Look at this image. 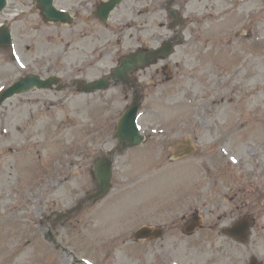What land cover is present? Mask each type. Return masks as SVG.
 <instances>
[{
    "label": "rangeland",
    "instance_id": "rangeland-1",
    "mask_svg": "<svg viewBox=\"0 0 264 264\" xmlns=\"http://www.w3.org/2000/svg\"><path fill=\"white\" fill-rule=\"evenodd\" d=\"M9 1L16 7L8 17L17 59L0 48V87L31 73L33 57H47L52 72L61 69L64 61L68 68L89 59V42L69 39L59 28L43 23L29 0ZM205 8L212 9V14L199 29L204 33L198 41L202 54L195 55L188 46L180 45L174 47L172 58L184 65L175 68L172 77L156 73V65L149 69L139 119L147 140L141 146L122 152L116 147L114 135L127 101L114 88L90 94L72 87H62L58 93L29 92L0 107V113L4 111L3 125L0 123V264H170L161 258L168 251L174 255L173 264H249L253 258L264 264V213L244 243L206 229L195 238L185 237L182 231L170 234L165 241L158 235L141 241L133 238L134 231L146 222L156 227L159 192L194 181V193L182 198L186 205H197L201 197L195 190L207 180L199 162L204 154L198 152L201 141H195L193 155L176 162L169 160V151L163 149L167 164L161 168L160 145L167 142L151 136L157 128L152 123L162 124L168 132L193 128L216 149L218 136L226 134L243 141L254 138L256 132L264 133V0H192L189 10L202 12ZM159 20L166 24L168 18L164 15ZM198 28L189 24L185 33L189 37V30ZM145 32L148 40L158 38L149 46L158 45L159 39L172 33L167 25H149ZM222 42L237 47L227 54L232 61L230 69L225 67ZM212 57L219 65L217 70L210 63ZM220 70L226 72L220 74ZM88 73L83 78L98 76L97 72ZM77 76L64 77L65 82ZM163 78L171 81L160 84L158 80ZM244 93L247 98H261L251 111L240 105ZM42 97L45 102L36 100ZM222 106L230 107L228 115ZM108 150H113L111 158L115 160L114 189L93 208L77 213L78 199L95 187L94 164ZM211 154L216 150L211 149ZM59 162L64 167L57 169ZM189 165L193 169L189 170ZM57 171L68 176L67 182L46 186L43 182L53 179ZM170 206L179 208L180 204L176 200Z\"/></svg>",
    "mask_w": 264,
    "mask_h": 264
},
{
    "label": "flooded vegetation",
    "instance_id": "flooded-vegetation-1",
    "mask_svg": "<svg viewBox=\"0 0 264 264\" xmlns=\"http://www.w3.org/2000/svg\"><path fill=\"white\" fill-rule=\"evenodd\" d=\"M112 1L116 0H53L52 4L55 10L62 12L59 18L58 14H46L48 12L45 6L48 3L45 1L29 0V6L39 12L43 23L59 28L60 33L65 34L69 39L79 37L92 45L89 59L86 57L80 63L70 65L68 68L64 61L60 64L62 68L53 72L52 68L48 66L51 63L49 64L47 57H33L30 63L33 70L30 74L39 75L41 78L57 75L66 79L72 74L82 78L84 75L90 74L88 72H97L98 76L95 79L112 75L113 77L109 79L108 89H116L128 104L137 93L142 94L144 100V92L147 90L150 77L149 69L153 66L156 65V73L169 74L172 77L174 69L184 65L182 60L174 62L172 57H159L155 61L156 63L142 67L140 62H137L139 59L136 57L133 59L130 55L141 50L164 48L166 41L173 44V50L182 45L188 46L195 55L202 54L204 51L199 46V40L204 33L199 29L209 22L208 17H210L212 9L205 8L202 12L198 9L189 10L192 0H132V3L129 0H121V3L109 11ZM46 2L48 1L46 0ZM12 8H16L14 4H11L4 14H0V19H4L3 23L8 22L7 16L12 12ZM194 13H202L203 17ZM164 15L168 18L166 24L164 21H158V18H163ZM131 16L133 20H130ZM192 23H195L199 28L189 30L188 37L185 30ZM149 25L152 28H162L167 25L172 33L159 39L161 42L158 45L149 46V42L153 43L154 40H158L157 36L148 40L145 31ZM134 28L135 32H133ZM0 48L9 51L11 57L15 58L12 52L13 46L8 48L0 46ZM148 58L152 59L151 56ZM170 81L164 78L158 80L160 84ZM78 83L79 79L72 80L71 84L60 80L53 88H37L30 93L33 95L44 91L58 93L62 91L60 89L62 87H65V90L69 87L76 88L79 92ZM45 99L42 97L36 100L43 103ZM3 117L4 111L0 113L1 125H3ZM152 125L157 126L159 131L153 135L167 142L160 145L158 158L161 168L167 164V161L164 160V150L169 151V160L176 162L189 158L175 159L177 155L183 153L187 146L192 145L193 141L194 143L201 141L199 146L202 150L198 152L201 154L204 151V154L199 157V162L202 163L207 179L204 182L205 186L200 190H195L201 197V202L197 205L194 203L186 205L182 198V196L194 193V188H192L194 181L180 182L183 185L175 186L172 191L170 188L169 192L158 193L159 202L156 212L160 221L157 217L156 228L159 230V239L162 240L165 237V241L170 234L175 235L176 232L181 231L185 237L195 238V235L206 229L213 235L232 237L235 239L234 241H238L231 234L240 223L247 225L250 236L251 230L264 213V133L256 132L254 138L243 141L230 139L226 137V134L223 137L218 136L216 141L219 142L216 149L215 146H209V143L204 142L201 135L196 134L193 128L189 132H184L183 129L180 132H168L162 129V124L152 123ZM211 149L216 150V154L209 155ZM81 152L83 153L82 149ZM56 167L58 169L64 165L59 162ZM188 169H193V165H189ZM55 173L53 179L49 178L43 182L47 184L46 186L55 184L59 187L60 184L67 182L68 176L64 179L61 178L65 175H62V171ZM232 177L235 180H230ZM52 180L54 181L52 182ZM176 200L180 204L179 208L170 206ZM87 205L85 208H90V206L93 208L95 204ZM84 209L81 208V211ZM202 213L207 216H203ZM173 214L177 216L173 218ZM143 215H145L144 209ZM59 216L63 217L64 215L59 213ZM166 218L172 219L167 220ZM204 219L208 221H206L207 225L203 223ZM190 224L199 225L201 228L190 234L192 231H187ZM237 230L241 229L238 227ZM163 246L165 245L163 244ZM161 258L168 259L170 264L175 260L170 251L163 253Z\"/></svg>",
    "mask_w": 264,
    "mask_h": 264
},
{
    "label": "water",
    "instance_id": "water-1",
    "mask_svg": "<svg viewBox=\"0 0 264 264\" xmlns=\"http://www.w3.org/2000/svg\"><path fill=\"white\" fill-rule=\"evenodd\" d=\"M6 4V0H0V11ZM2 37V39H1ZM0 39L6 42V44L11 42V34L8 29H2L0 32ZM170 48V46L168 47ZM162 53L163 50H152L148 51L150 55L153 57H157L158 53ZM147 53V54H148ZM166 53V52H165ZM172 50H170L166 56L170 55ZM133 57L138 58L139 62L143 63L142 65H149L147 63H151L150 60H146L147 57L143 55H135ZM145 67V66H144ZM55 77H51L47 80H40L37 76H28L23 80L17 81L11 86H9L6 90L0 92V105L9 97L14 96L15 94H21L30 91L35 86L42 88V87H49ZM108 87V81L106 79H101L95 82H86L85 85L81 86V90L87 93L94 92L99 89H105ZM140 96L136 98V100L128 106L125 114L123 115L122 119L119 121L118 129L116 138L118 139L119 143L123 145L124 149L129 147H135L142 144L145 140V136L141 134L138 127V112L140 109ZM113 168V161L109 158H101L95 164V179L98 183L99 188L94 192V194L90 195V198H100L101 196L106 195L111 190V179L113 176L112 172ZM155 230L153 228L143 227L140 228L135 236L137 239L155 235ZM252 264H259L257 260H254Z\"/></svg>",
    "mask_w": 264,
    "mask_h": 264
},
{
    "label": "bare ground",
    "instance_id": "bare-ground-1",
    "mask_svg": "<svg viewBox=\"0 0 264 264\" xmlns=\"http://www.w3.org/2000/svg\"><path fill=\"white\" fill-rule=\"evenodd\" d=\"M263 40H260L259 39V42H262ZM215 43H221V42H219V41H214ZM223 43V42H222ZM223 48H222V50L224 51V54H222L223 55V60H224V58H226L225 59V61H224V63H226V68L227 69H230L231 67V60L229 59V56L227 55V54H232V51L235 49V48H237L236 47V45H233V44H231V43H223ZM211 54V53H210ZM212 55V54H211ZM210 55V56H211ZM214 59L215 58H213L212 57V60L209 58V60H211L210 61V63H211V65H212V68L214 69V70H217L218 68H219V65L217 64V63H215V61H214ZM218 62V61H217ZM224 72H226V71H223V70H220V74H223ZM260 75H261V73H260ZM247 84H250V85H252V82L251 81H248V83ZM247 93H244L243 94V96L242 97H240V101H242L241 103H240V105H241V107L242 108H245L246 110H249V111H251L254 107H255V101L256 100H259V99H261L260 98V96H252V97H250V98H247ZM222 111H225V113L228 115L229 114V112H230V107L229 106H222ZM130 263V262H129Z\"/></svg>",
    "mask_w": 264,
    "mask_h": 264
}]
</instances>
